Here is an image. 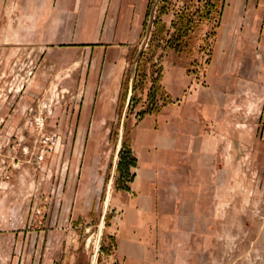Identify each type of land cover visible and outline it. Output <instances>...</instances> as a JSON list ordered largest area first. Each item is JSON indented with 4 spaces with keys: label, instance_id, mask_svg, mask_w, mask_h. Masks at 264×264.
<instances>
[{
    "label": "rangeland",
    "instance_id": "374dc122",
    "mask_svg": "<svg viewBox=\"0 0 264 264\" xmlns=\"http://www.w3.org/2000/svg\"><path fill=\"white\" fill-rule=\"evenodd\" d=\"M227 7L228 0H152L124 70L116 112L94 109L90 50L74 42L34 45L30 32L0 30V264L119 263L107 229L124 220L112 195L128 187L137 166L127 120L172 103L160 79L162 64L174 55L189 61V92L219 90L228 121L212 138L214 155L196 160L184 192L175 184L165 190L168 222L161 229L157 262L264 264L262 65L242 63L250 75L234 79L240 63L231 43L227 58L216 65L220 74L210 78ZM10 11L2 15L6 22L16 17ZM188 15L195 32L177 52L169 46L173 24ZM98 115L100 122L113 120L111 137L90 142Z\"/></svg>",
    "mask_w": 264,
    "mask_h": 264
},
{
    "label": "crops",
    "instance_id": "0c3cea01",
    "mask_svg": "<svg viewBox=\"0 0 264 264\" xmlns=\"http://www.w3.org/2000/svg\"><path fill=\"white\" fill-rule=\"evenodd\" d=\"M151 4L152 0H0V30L30 32L34 45L74 42L90 50L96 81L94 109L116 112L125 90L124 70L140 42ZM8 7L16 17L6 22L2 15ZM231 43L236 47L235 63H240L234 66V79L250 75L248 63L261 64L264 78V0H228L210 78L220 74L221 67L216 65L223 55L227 58ZM171 57L162 64L160 84L172 103L127 120L137 166L128 187L112 195L113 203L124 211V220L107 229L116 244L118 264H158L161 229L168 222L164 192L171 184L184 192L183 184L194 174L196 160L214 155L212 138L223 133L228 121L227 104L219 90H213V95L207 89L189 92L188 59ZM111 121L95 117L90 142L108 140ZM88 124L85 120L83 125ZM189 168L194 169L189 172Z\"/></svg>",
    "mask_w": 264,
    "mask_h": 264
},
{
    "label": "trees",
    "instance_id": "16d2710c",
    "mask_svg": "<svg viewBox=\"0 0 264 264\" xmlns=\"http://www.w3.org/2000/svg\"><path fill=\"white\" fill-rule=\"evenodd\" d=\"M197 15V14H196ZM195 16V13H194ZM180 21H179V25L175 26L176 24H173V27H176V32H175V36H174V43H172V40H169V46H171L172 48H175V50L177 52H180L183 50V48L185 47V44H187V38L192 35L195 32V21L193 18V15H189L188 16H179ZM143 56V55H142ZM141 56V58H142ZM153 110H149V111H144L141 112V115L147 114V113H151ZM128 166V164L126 163L124 165V167L126 168Z\"/></svg>",
    "mask_w": 264,
    "mask_h": 264
},
{
    "label": "built area",
    "instance_id": "2783aa9c",
    "mask_svg": "<svg viewBox=\"0 0 264 264\" xmlns=\"http://www.w3.org/2000/svg\"><path fill=\"white\" fill-rule=\"evenodd\" d=\"M152 22L154 21V17L151 18Z\"/></svg>",
    "mask_w": 264,
    "mask_h": 264
},
{
    "label": "water",
    "instance_id": "95a60500",
    "mask_svg": "<svg viewBox=\"0 0 264 264\" xmlns=\"http://www.w3.org/2000/svg\"><path fill=\"white\" fill-rule=\"evenodd\" d=\"M158 1V0H157ZM142 54L140 53V56H141ZM130 95H131V93H130ZM128 101H130V99L128 100Z\"/></svg>",
    "mask_w": 264,
    "mask_h": 264
}]
</instances>
